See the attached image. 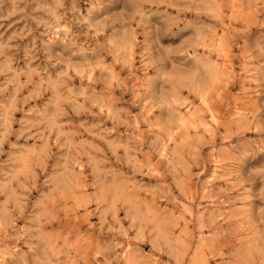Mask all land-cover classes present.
<instances>
[{
  "label": "clouds",
  "instance_id": "1",
  "mask_svg": "<svg viewBox=\"0 0 264 264\" xmlns=\"http://www.w3.org/2000/svg\"><path fill=\"white\" fill-rule=\"evenodd\" d=\"M0 264H264V0H0Z\"/></svg>",
  "mask_w": 264,
  "mask_h": 264
}]
</instances>
